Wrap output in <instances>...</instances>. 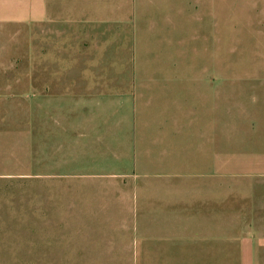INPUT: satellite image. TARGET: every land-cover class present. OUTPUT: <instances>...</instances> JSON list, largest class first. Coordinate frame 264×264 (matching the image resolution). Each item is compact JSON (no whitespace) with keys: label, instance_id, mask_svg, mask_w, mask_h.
Segmentation results:
<instances>
[{"label":"crops","instance_id":"1","mask_svg":"<svg viewBox=\"0 0 264 264\" xmlns=\"http://www.w3.org/2000/svg\"><path fill=\"white\" fill-rule=\"evenodd\" d=\"M223 9L0 0V185H55L66 215L40 263L264 264V25Z\"/></svg>","mask_w":264,"mask_h":264},{"label":"rangeland","instance_id":"2","mask_svg":"<svg viewBox=\"0 0 264 264\" xmlns=\"http://www.w3.org/2000/svg\"><path fill=\"white\" fill-rule=\"evenodd\" d=\"M223 15L225 29L230 21L233 22L232 20H236L235 25L238 30H241L242 23L240 21L252 22L255 25L260 24V27H263L264 0H224ZM247 30L248 28L244 29L245 32ZM224 42L226 54V52L234 49L236 51L241 44H244L246 48L256 49L255 43L257 41H235L228 38ZM258 42L260 48L264 49V41L260 40ZM240 47L242 48V45ZM231 70L234 69L227 68L225 75L228 74L227 71ZM231 73L238 72L231 71ZM259 74L264 79V72ZM225 80L229 79L225 78ZM260 145L263 146L264 144ZM240 183H242L240 184V188H242L240 190H243L245 184L241 180ZM0 186L4 187L0 191V243L3 244L2 246L6 245L3 254L8 253L10 250L18 252L20 246H23L24 251L30 254L34 261L31 263L10 264H42L39 262L42 256L41 246H50L47 247L48 250L53 248V251H56L53 255H59V253L65 255L64 248L58 246L56 242V218L62 219L66 215L61 216L59 214L56 217L54 211L49 210L48 212L44 207L45 198L42 195L48 193L55 185L41 183L39 178L30 177L11 180ZM48 255L50 256L51 252ZM2 264L8 263L4 262Z\"/></svg>","mask_w":264,"mask_h":264}]
</instances>
